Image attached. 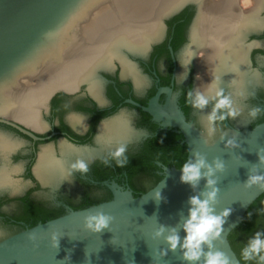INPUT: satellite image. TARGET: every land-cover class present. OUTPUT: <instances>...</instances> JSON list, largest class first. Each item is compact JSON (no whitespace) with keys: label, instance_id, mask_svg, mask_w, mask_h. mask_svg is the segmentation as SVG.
Here are the masks:
<instances>
[{"label":"water","instance_id":"obj_1","mask_svg":"<svg viewBox=\"0 0 264 264\" xmlns=\"http://www.w3.org/2000/svg\"><path fill=\"white\" fill-rule=\"evenodd\" d=\"M190 4H197L199 13L191 43L181 54V75L185 76L196 53H203V58H197L201 79H197L196 88L218 77V87L232 88L241 115L234 120L235 126H220L209 137L210 107L201 111L199 125L186 120L176 101V116L160 111L159 96L163 92L171 95L170 88H161L143 108L165 127L180 128L189 146L188 159L201 153L209 163L216 158L225 162V170L213 177L220 189L215 207L217 214L226 208L232 213L215 247L231 259V264H243L230 235L264 194V187L246 185L257 168L264 173V164L258 163V154L264 156V122L250 127L252 108L247 102L252 95L249 91L261 79L249 71L251 46L246 43L249 33H264V0H0V113L21 115L40 127L38 111L49 95L59 88L76 89L83 82H88L91 92L102 99L103 81L98 72L111 69L115 60L122 63L124 76L133 78L139 88L147 86L139 63L128 59L125 51L135 59L145 56L153 42L163 37L165 19ZM72 121L81 127L80 117ZM225 133L240 147L226 148V141L221 139ZM130 135L127 122L108 121L101 128L100 149L61 143L65 161L56 162L52 148L45 147L40 172L46 180L68 177L76 160L88 162L106 146ZM0 143H4L2 137ZM181 174L179 168H166L164 177L140 196L113 185L114 198L110 201L71 209L16 233L0 224V264H68L63 260L69 251L71 264H86V249L93 254L92 264H133V259L135 264H187L179 248L162 255L168 244L163 238H153L160 225L182 229L189 197L206 190L205 181L195 190L181 183ZM158 190L165 197L161 202L154 199ZM98 211L113 218L110 228L99 234L90 232L84 224L86 216ZM53 235L61 237L59 249L54 247ZM180 235L184 236L182 230Z\"/></svg>","mask_w":264,"mask_h":264},{"label":"flooded vegetation","instance_id":"obj_2","mask_svg":"<svg viewBox=\"0 0 264 264\" xmlns=\"http://www.w3.org/2000/svg\"><path fill=\"white\" fill-rule=\"evenodd\" d=\"M198 13V5L190 4L165 19L163 37L153 42L145 56L135 59L125 51L128 59L139 63L147 86L139 88L133 78L124 76L122 63L115 60L111 69L98 72L105 78L100 77L102 99L91 92L88 82H83L76 89L59 88L49 95L38 111L40 127H35L33 121L21 115L0 113V137L4 139V143H0V224L16 233L30 228L35 222L42 223L48 217H60L71 209L110 201L114 198L113 185L140 196L164 177L166 168H179L177 160L188 159L189 146L180 128L165 127L163 121L156 120L143 107L150 105L161 88H170L171 95L163 92L159 96L160 111L176 116V101L186 120L199 125L201 111L187 103V93L196 89V77L200 75L197 58L201 52L196 53L185 76L181 75V54L191 43L192 27ZM246 43L251 46L249 71L261 79L260 84L249 91L252 95L247 102L250 108H264V33H249ZM223 89L232 93L231 87ZM85 116L87 128L83 123L78 127L72 121L74 117L83 120ZM115 119L129 124L132 133L129 139L113 142L90 159L87 174L77 172L68 177L45 179L40 172L45 147L52 148L56 162L65 161L61 143L74 148L100 149L101 128ZM262 122L264 115H259L251 121L250 127ZM235 124L229 119L224 126ZM48 127L50 130L46 132ZM121 143L128 145L127 164L118 167L112 161L110 166H105L103 161L108 158L107 154Z\"/></svg>","mask_w":264,"mask_h":264},{"label":"clouds","instance_id":"obj_3","mask_svg":"<svg viewBox=\"0 0 264 264\" xmlns=\"http://www.w3.org/2000/svg\"><path fill=\"white\" fill-rule=\"evenodd\" d=\"M203 58V53L199 54ZM186 79V77H185ZM196 79H201L198 74ZM218 77H214L211 82L201 85L195 90L190 89L187 93V103L194 109L205 111L208 121V135L212 137L216 134L217 128L225 125L231 119L235 120L241 115V111L235 106V101L231 93H226L223 88L217 86ZM264 108L260 106L253 107L249 111V116L252 119L257 118ZM87 117L85 116L82 123L85 124ZM58 126V124H57ZM50 127L45 129L46 132ZM221 139L225 140V147L236 149L240 147L236 139L227 138L226 133L222 134ZM127 144H119L114 150L107 155L108 158L103 161L105 166H110L112 161L116 166L124 167L127 164ZM260 164H264V156L258 154ZM225 162L216 158L212 163H209L207 157L201 153H196L187 159L179 168L181 171V183L190 185L194 190L197 189L201 181H205V191L199 194H194L189 197V208L187 218L184 219L182 229L177 227L169 228L166 225H160L154 233L153 238H163L168 244V249L163 250L162 255L167 256L168 251H176L178 248L182 252L183 260L187 264H231V259L222 251L215 247V241L222 237L224 225L227 218L231 215L232 209L226 208L222 213L217 214L215 205L220 189L217 187L218 180L213 177L217 172L225 170ZM90 171L89 164L85 160L78 159L70 166L69 176L74 173L87 174ZM71 182V181H69ZM248 187L259 185L264 187V173L257 168L254 174H250L246 181ZM156 202H161L165 199L161 191H155ZM112 217L98 211L85 217V227L93 233H102L110 228ZM184 232V236L180 235V231ZM54 247L59 249L61 237L53 235ZM92 253L85 250L86 264H92ZM241 259L244 264H264V231H256L247 243L243 245L240 251ZM63 261L71 264V252L65 256ZM133 264L135 261L133 259Z\"/></svg>","mask_w":264,"mask_h":264},{"label":"trees","instance_id":"obj_4","mask_svg":"<svg viewBox=\"0 0 264 264\" xmlns=\"http://www.w3.org/2000/svg\"><path fill=\"white\" fill-rule=\"evenodd\" d=\"M184 155V154H183ZM187 158L182 157L177 160V165L180 168ZM146 190L145 192H147ZM99 204V203H98ZM97 205V204H96ZM84 209V208H81ZM80 210V209H76ZM58 216L48 217L45 221L57 218ZM43 221V222H45ZM38 223H33L31 227L36 226ZM256 231H264V194L259 197L250 207L248 212L245 215L243 223L237 227L230 235V241L233 248L237 252L240 260L244 264V261L241 259L240 251L244 244L247 243V240L254 235ZM254 264V262H253Z\"/></svg>","mask_w":264,"mask_h":264}]
</instances>
